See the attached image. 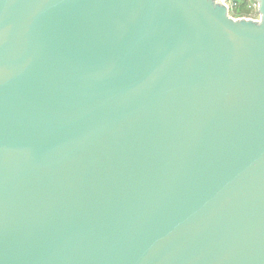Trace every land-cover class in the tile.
Wrapping results in <instances>:
<instances>
[{
    "label": "water",
    "instance_id": "1",
    "mask_svg": "<svg viewBox=\"0 0 264 264\" xmlns=\"http://www.w3.org/2000/svg\"><path fill=\"white\" fill-rule=\"evenodd\" d=\"M0 0V264H264V0Z\"/></svg>",
    "mask_w": 264,
    "mask_h": 264
},
{
    "label": "rangeland",
    "instance_id": "2",
    "mask_svg": "<svg viewBox=\"0 0 264 264\" xmlns=\"http://www.w3.org/2000/svg\"><path fill=\"white\" fill-rule=\"evenodd\" d=\"M229 15L234 19H260L256 0H225Z\"/></svg>",
    "mask_w": 264,
    "mask_h": 264
},
{
    "label": "built area",
    "instance_id": "3",
    "mask_svg": "<svg viewBox=\"0 0 264 264\" xmlns=\"http://www.w3.org/2000/svg\"><path fill=\"white\" fill-rule=\"evenodd\" d=\"M252 20V19H251ZM259 20V19H258Z\"/></svg>",
    "mask_w": 264,
    "mask_h": 264
}]
</instances>
